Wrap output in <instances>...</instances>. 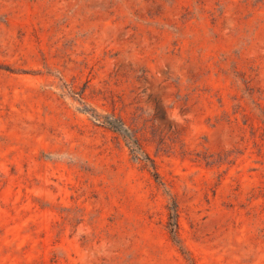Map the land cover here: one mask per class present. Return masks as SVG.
Returning <instances> with one entry per match:
<instances>
[{"label":"rangeland","instance_id":"rangeland-1","mask_svg":"<svg viewBox=\"0 0 264 264\" xmlns=\"http://www.w3.org/2000/svg\"><path fill=\"white\" fill-rule=\"evenodd\" d=\"M0 264H264V0H0Z\"/></svg>","mask_w":264,"mask_h":264},{"label":"trees","instance_id":"trees-1","mask_svg":"<svg viewBox=\"0 0 264 264\" xmlns=\"http://www.w3.org/2000/svg\"><path fill=\"white\" fill-rule=\"evenodd\" d=\"M174 225V224H173Z\"/></svg>","mask_w":264,"mask_h":264}]
</instances>
